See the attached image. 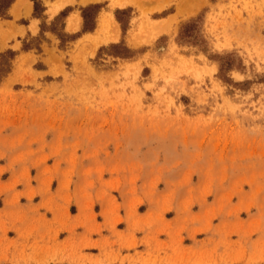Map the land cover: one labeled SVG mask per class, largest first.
<instances>
[{"label": "rangeland", "instance_id": "obj_1", "mask_svg": "<svg viewBox=\"0 0 264 264\" xmlns=\"http://www.w3.org/2000/svg\"><path fill=\"white\" fill-rule=\"evenodd\" d=\"M30 1L0 4V264H264V0Z\"/></svg>", "mask_w": 264, "mask_h": 264}, {"label": "crops", "instance_id": "obj_2", "mask_svg": "<svg viewBox=\"0 0 264 264\" xmlns=\"http://www.w3.org/2000/svg\"><path fill=\"white\" fill-rule=\"evenodd\" d=\"M18 1L22 2L21 5L18 3ZM25 1L24 0H21V1L20 0H13L12 3L10 4V6L8 7V13L11 15L14 11L18 10V11H20L19 17L30 16L31 12L33 10L32 3H31L30 0H25ZM17 3L19 5L18 8L16 6ZM92 3H94V2H92ZM19 231H20L19 234L14 236L15 244L11 248H9V252L13 256L15 255L16 252L20 251L21 249H23V250H25L27 252L28 251L27 249H29V250L32 249V251H33L34 247H37L36 250H38V252L41 250L43 255H46L45 253L53 252L54 248L52 249V247H53L52 245H49V244L46 245V243L40 244V242H37V246H34L33 242L30 241V239L26 241L25 238L27 237V235H26L27 232L24 233V230H19ZM20 233L23 234V236H21ZM37 234L38 233H36V234L34 233L32 235L33 236L32 238L39 240V237L36 236ZM46 247H48V248H46ZM115 262L119 263L120 261H114V263ZM107 264H113V262H110V263H107Z\"/></svg>", "mask_w": 264, "mask_h": 264}, {"label": "bare ground", "instance_id": "obj_3", "mask_svg": "<svg viewBox=\"0 0 264 264\" xmlns=\"http://www.w3.org/2000/svg\"><path fill=\"white\" fill-rule=\"evenodd\" d=\"M21 1V0H20ZM25 1V0H24ZM73 1V0H72ZM79 1V3L81 4V5H87V4H89V3H92V2H98V1H102V0H78ZM26 2V1H25ZM24 2V3H25ZM138 2H139V0H114L113 1V6H117V7H119V8H124V7H126V6H130V5H136V6H138L137 4H138ZM201 2V0H180L179 1V3H178V6H177V12L179 13V14H185V13H187L189 10H193L195 7H197L198 5H199V3ZM18 3L21 5V3L22 2H19L18 1ZM18 3H17V8H18ZM70 3H73V2H70ZM15 8V7H14ZM50 9L51 8H49V11H50ZM60 8L58 7V8H56V9H54V10H52V12H54V14H55V12H57L58 10H59ZM14 10V9H13ZM17 11V10H16ZM194 11V10H193ZM18 12V11H17ZM189 12H191V11H189ZM51 13V12H50ZM194 13V12H193ZM113 18V17H112ZM111 17H103L102 19H101V22H100V31H103V30H106V29H108V30H111V29H113L114 28V26H112V21L111 20H113ZM71 21V20H70ZM77 21H79V20H76L75 22H74V25L72 24V21L69 23V27H71V28H76V25H77ZM115 22V21H114ZM172 22V21H171ZM0 24H2V23H0ZM5 30V29H4ZM98 30V31H99ZM3 30H2V27H1V25H0V32H2ZM6 31V30H5ZM107 31V30H106ZM109 32V31H108ZM107 32V33H108ZM106 33V32H105ZM102 34V33H101ZM90 36V35H89ZM2 39H5V37L4 38H2ZM95 42V41H94ZM100 42V41H99ZM103 42V41H102ZM105 42V41H104ZM106 43V42H105ZM3 44V43H2Z\"/></svg>", "mask_w": 264, "mask_h": 264}, {"label": "trees", "instance_id": "obj_4", "mask_svg": "<svg viewBox=\"0 0 264 264\" xmlns=\"http://www.w3.org/2000/svg\"><path fill=\"white\" fill-rule=\"evenodd\" d=\"M4 1H6V3H5V5L3 7H7V6H9V4H11V2L13 0H0V4H2ZM32 1H34V0H32ZM96 8H97V5H89V6L84 7V8L81 9V16H82L83 21H84V24H83L84 25L83 26L84 27V30H91L92 26L91 27H88L87 26V21H88L90 12L93 11L94 9H96ZM37 9H38V4H36V2H34V12H36ZM118 13H120L119 10L116 11V17H117V14ZM190 25H191V23L188 24V25L183 26L182 27V32L185 31V30H187V28ZM221 69L222 68H220V71H221Z\"/></svg>", "mask_w": 264, "mask_h": 264}]
</instances>
